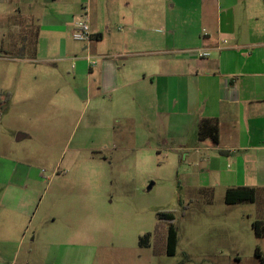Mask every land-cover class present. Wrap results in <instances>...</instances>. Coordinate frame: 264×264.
I'll return each mask as SVG.
<instances>
[{
	"label": "rangeland",
	"instance_id": "rangeland-1",
	"mask_svg": "<svg viewBox=\"0 0 264 264\" xmlns=\"http://www.w3.org/2000/svg\"><path fill=\"white\" fill-rule=\"evenodd\" d=\"M93 2L85 10L79 2L74 17L87 18L102 35L89 43L91 55L111 54L124 46L126 51H143L197 41L198 36L185 34L187 24L181 20L193 18L183 17L176 0ZM186 3L190 13L196 11L192 5H201L198 0ZM170 15H176L178 23L172 35L164 18ZM67 40L76 49L86 43L75 41L72 31ZM59 50L52 40L45 60L23 63L27 78L14 81V98L0 104V158L26 173L13 178V184L0 181V204L23 203L26 210L11 214L25 228V236L17 234L22 240L12 264H28L39 254L63 253L64 245L74 240L86 245L76 249L86 250L87 264H264L256 255L259 248L264 259V236L257 237L252 226L261 215L260 203H225L223 181L205 174L201 156H191L195 137L182 144L186 114L167 120L144 115L148 106L130 98L135 97L137 83L125 90L122 102L114 93L106 94L108 99L95 95L97 89L90 97L81 94L76 89L85 82L73 80L74 60H46ZM185 55L182 51L157 56ZM21 134L24 137L17 139ZM199 178L200 184L213 182V189L201 190ZM16 182L24 187L19 194L7 190ZM159 212L174 218L168 221ZM170 223L177 231L173 255L166 251ZM5 235L16 232L5 231L0 220V240Z\"/></svg>",
	"mask_w": 264,
	"mask_h": 264
},
{
	"label": "crops",
	"instance_id": "crops-1",
	"mask_svg": "<svg viewBox=\"0 0 264 264\" xmlns=\"http://www.w3.org/2000/svg\"><path fill=\"white\" fill-rule=\"evenodd\" d=\"M11 1L14 0H0V104L14 98V81L27 78L25 67L26 75L22 74V64L41 63L46 58L47 43L56 41L59 55L46 60L55 63L74 60L73 80L85 82V86L76 89L81 94L84 91L90 97L93 89H97L95 95L99 93L108 99L105 95L114 93L115 100L122 102L127 98L125 90L137 83L135 97L130 98L133 101L137 98L140 104L148 106L144 115L167 120L174 114H186L188 124L181 126L185 130L182 144L188 145V139L195 137V140L192 138L195 146L191 156H201L206 166L202 170L207 169V176H219L218 180L223 181L224 196L228 188H253L255 198L252 203H260L258 219L264 221V0H198L201 5H192L196 11L191 13L188 12L190 3L186 2L193 0H176L183 8L179 11L183 17L193 18L181 20L187 24L185 34L195 36L193 39L198 36L197 41L143 51H126L123 45L121 51L111 54L94 53L96 59L94 54L91 55V41L76 49L67 40L73 23L80 19H74L78 3L80 10H85L92 7L93 0H17L20 6L8 5ZM123 1L128 5L130 0ZM145 1L151 4L157 0ZM148 16L153 18L150 12ZM174 16L164 17L171 35L178 26ZM89 26L93 36L101 34L96 27L92 29L91 22ZM199 29L201 32L195 33ZM198 50L208 54L200 57ZM182 51L187 55L181 58L157 56ZM203 117L218 119L217 143L210 138H198L196 130ZM23 137L21 134L18 139ZM190 152L188 147L187 156ZM0 164L2 182L12 180L10 183L13 184V178L26 175L5 158H0ZM198 186L201 190H212L213 182H201ZM23 188L16 182L7 190L19 194ZM16 205L18 203L14 206L0 204V212L3 211L0 217L9 214V218H0L3 229L16 232V235H5L0 240V264H12L11 260L18 256L21 238L25 236L22 220L11 218V214L26 212L23 203ZM31 220L32 217L27 222ZM19 233L21 238L18 240ZM64 246L63 253L49 257L39 254L38 259L28 261V264L90 262L83 259L86 250L76 249L85 248L84 243L74 240Z\"/></svg>",
	"mask_w": 264,
	"mask_h": 264
},
{
	"label": "trees",
	"instance_id": "trees-1",
	"mask_svg": "<svg viewBox=\"0 0 264 264\" xmlns=\"http://www.w3.org/2000/svg\"><path fill=\"white\" fill-rule=\"evenodd\" d=\"M101 34L91 35V39H99ZM1 95V92H0ZM197 135L199 139L210 138L214 143L218 141V119L203 117L198 122ZM254 189L250 187H238V188H228L225 191L224 201L227 204H234L237 202L243 201H254ZM158 216L168 221L173 220L172 213L159 212ZM254 232L257 237L264 236V221L263 220H254L252 222ZM143 238L141 239L142 242ZM177 245V231L172 223L169 224L166 238V251L169 255H173ZM256 255L260 258L262 262L264 259L262 257L261 251L259 248L256 249Z\"/></svg>",
	"mask_w": 264,
	"mask_h": 264
},
{
	"label": "built area",
	"instance_id": "built-area-1",
	"mask_svg": "<svg viewBox=\"0 0 264 264\" xmlns=\"http://www.w3.org/2000/svg\"><path fill=\"white\" fill-rule=\"evenodd\" d=\"M91 30L87 18H82L73 23L72 37L75 40L81 42L91 41ZM208 53L204 50H198L197 55L202 57L206 56Z\"/></svg>",
	"mask_w": 264,
	"mask_h": 264
},
{
	"label": "water",
	"instance_id": "water-1",
	"mask_svg": "<svg viewBox=\"0 0 264 264\" xmlns=\"http://www.w3.org/2000/svg\"><path fill=\"white\" fill-rule=\"evenodd\" d=\"M19 136H17V139H18ZM151 184L148 186V188H150Z\"/></svg>",
	"mask_w": 264,
	"mask_h": 264
}]
</instances>
